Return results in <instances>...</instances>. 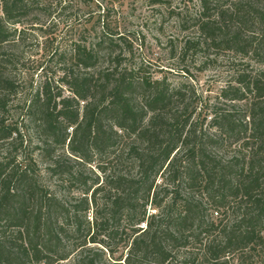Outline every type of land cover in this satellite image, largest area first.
Here are the masks:
<instances>
[{
  "label": "trees",
  "instance_id": "16d2710c",
  "mask_svg": "<svg viewBox=\"0 0 264 264\" xmlns=\"http://www.w3.org/2000/svg\"><path fill=\"white\" fill-rule=\"evenodd\" d=\"M74 1L91 26L53 55L58 81L18 99L21 45H46L68 6L0 0V264H101L126 231L125 264H264V0H199L204 47L186 42L181 60L206 48L234 62L207 113L191 85L125 65L108 5Z\"/></svg>",
  "mask_w": 264,
  "mask_h": 264
},
{
  "label": "rangeland",
  "instance_id": "374dc122",
  "mask_svg": "<svg viewBox=\"0 0 264 264\" xmlns=\"http://www.w3.org/2000/svg\"><path fill=\"white\" fill-rule=\"evenodd\" d=\"M58 1L60 0H43L53 7ZM61 1L62 6L66 5L68 8L53 14L54 28L51 30L50 41L43 45L41 38L27 35L21 45L20 53L23 59L17 68L18 99L41 86L45 81H58L62 68L53 55L62 50L67 51L71 46L72 38L77 37L83 27L89 29L92 24L85 23L87 18L83 5L74 0L71 3H68V0ZM98 2L104 7L108 5L112 10L114 22L112 28L127 36L129 47L121 46L123 58L126 60L125 65L141 67L153 80L165 78L173 86L191 85L198 97V112L200 109L203 113H207L206 109L216 102L220 89L229 81L234 62L231 61L233 55L215 49L206 50V48L195 53L189 50L181 60V49L186 42H199L204 47L202 37L193 26L201 13L199 0H98ZM94 13L97 14V9ZM184 23L187 28L183 26ZM88 41L92 39L89 38ZM173 54H176L174 58ZM261 71L264 72V68H261ZM63 92L65 96L68 95L67 91ZM20 107L17 101L12 105L11 119L17 123L22 122L20 130L30 143L31 150L35 147L36 137L29 124L23 120L25 116ZM37 153V150L34 151L36 159ZM48 165V162H39L38 167L46 181L55 185V179L46 177ZM92 166L94 167V164ZM72 167L74 171L77 169L76 165L72 164ZM86 175L91 179L88 183H92L95 178L102 180L96 169L93 170V174L86 171ZM77 187L74 185L72 189L75 196H80ZM149 212L152 213L153 210ZM87 219L91 221V213L88 214ZM129 235L130 232L126 231L110 242L113 252L103 250L101 264L115 262L125 264L127 253L125 242L128 241ZM86 249L102 248L88 244ZM74 259L75 256L72 255L65 264H75Z\"/></svg>",
  "mask_w": 264,
  "mask_h": 264
}]
</instances>
